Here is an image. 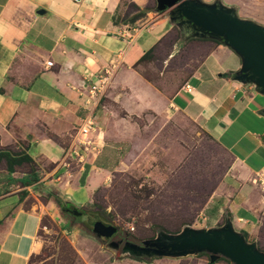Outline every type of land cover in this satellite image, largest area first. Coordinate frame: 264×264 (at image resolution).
Returning <instances> with one entry per match:
<instances>
[{"label":"crops","instance_id":"0c3cea01","mask_svg":"<svg viewBox=\"0 0 264 264\" xmlns=\"http://www.w3.org/2000/svg\"><path fill=\"white\" fill-rule=\"evenodd\" d=\"M214 1L204 2L225 1L264 26V0ZM169 14L157 11L156 0H0V151L33 160L13 173L0 163V264H29L41 254L45 220L80 237L82 224L61 201L90 209L97 191L129 165L141 131L136 119L150 115L195 123L232 156L205 206V225L193 227L219 228L230 219L264 252V95L237 80L242 61L231 48L190 36ZM166 41L176 45L170 58L191 45L201 52L192 75L171 92L137 68L145 48L154 53ZM111 63L119 68L95 114L97 131L84 137L98 153L82 163L65 159L89 114V84ZM32 166L40 180L24 186ZM217 198L223 216L217 208L215 221L206 225ZM139 261L123 264H144Z\"/></svg>","mask_w":264,"mask_h":264},{"label":"rangeland","instance_id":"374dc122","mask_svg":"<svg viewBox=\"0 0 264 264\" xmlns=\"http://www.w3.org/2000/svg\"><path fill=\"white\" fill-rule=\"evenodd\" d=\"M198 1L207 4L205 0ZM222 4L236 7L225 1ZM134 11L130 9L128 17ZM236 14L253 21L240 12ZM172 42L160 44L149 60L136 65L148 81L165 86L162 89L169 92L186 83L195 70V57L201 54L191 45L170 58L176 50ZM136 121L141 131L129 165L114 174L109 186L97 191L90 209H81L85 216L78 223L82 224L83 234L72 239L60 231L57 223L45 220L41 239L46 248L44 256L34 264H123L129 258L144 264H210V255L205 253L179 258L124 255L122 238L141 244L162 233L177 234L188 226L205 225V206L232 164V156L195 123L151 115ZM221 201L217 198L209 208L206 225L215 221L217 208L223 216ZM97 220L117 227L110 242L93 233ZM249 237L251 241L256 238ZM119 243L116 250L114 246ZM215 264L233 263L221 257Z\"/></svg>","mask_w":264,"mask_h":264},{"label":"water","instance_id":"95a60500","mask_svg":"<svg viewBox=\"0 0 264 264\" xmlns=\"http://www.w3.org/2000/svg\"><path fill=\"white\" fill-rule=\"evenodd\" d=\"M157 11H170L177 26L195 38L212 39L231 48L242 61L237 80L251 84L264 95V26L240 19L236 10L221 2L204 4L198 0H156ZM44 13V12H41ZM82 222L83 213L67 210ZM118 232L117 227L97 221L93 233L99 239H110ZM120 243L114 247L118 250ZM124 255L179 258L190 255L209 254L210 264L221 257L233 264H264V252L256 242L247 241L244 234L235 231L230 219L219 228L197 229L188 226L177 234H159L146 240L143 246L127 242Z\"/></svg>","mask_w":264,"mask_h":264},{"label":"built area","instance_id":"2783aa9c","mask_svg":"<svg viewBox=\"0 0 264 264\" xmlns=\"http://www.w3.org/2000/svg\"><path fill=\"white\" fill-rule=\"evenodd\" d=\"M51 65L52 63H49V66ZM118 68L119 64L111 63L103 73L91 80L88 89V100L86 102V109L89 114L82 121V125L77 133V135L79 137L81 136L83 139L80 137V140L76 145H72L66 150L64 155L65 159H77L82 163L90 153H98V147H96L91 140L84 139V137L97 131L98 127L95 120V114Z\"/></svg>","mask_w":264,"mask_h":264},{"label":"trees","instance_id":"16d2710c","mask_svg":"<svg viewBox=\"0 0 264 264\" xmlns=\"http://www.w3.org/2000/svg\"><path fill=\"white\" fill-rule=\"evenodd\" d=\"M218 42V41H216ZM221 43V42H218ZM153 53V50L148 51L139 61V63L145 62L147 60H149V57L151 58V54ZM5 161L6 165H7V170L9 173H13L15 171V167L16 166H21L23 163H28V164H33V160L25 155V154H15L9 151H0V163L1 161ZM10 179V178H8ZM40 180L39 175L37 174L35 168L32 166V171L31 174L29 176H27V178L21 180V182L23 183L24 186H30L35 182H38ZM61 204L64 206L65 208V212L67 210H77V211H81L80 209H76L73 206L69 205V204H65L64 202L61 201ZM74 218V217H73ZM99 221V220H97ZM46 248V247H45ZM45 248L43 249V252L39 255H35L32 256L30 259L29 264H34L35 260L37 258H42L44 256V251ZM260 249H262L260 247Z\"/></svg>","mask_w":264,"mask_h":264},{"label":"flooded vegetation","instance_id":"af4514ba","mask_svg":"<svg viewBox=\"0 0 264 264\" xmlns=\"http://www.w3.org/2000/svg\"><path fill=\"white\" fill-rule=\"evenodd\" d=\"M81 212V211H80ZM83 216H84V213H83ZM75 218V217H74ZM104 242H110L111 240L110 239H102ZM122 241V244H121V246H123V244L125 245L127 242H128V240H126V239H124V238H122V239H120V242ZM139 245H141V246H143V243H141V244H139Z\"/></svg>","mask_w":264,"mask_h":264}]
</instances>
